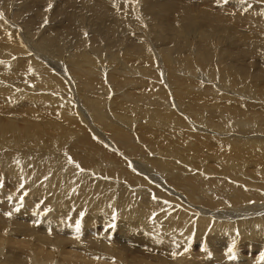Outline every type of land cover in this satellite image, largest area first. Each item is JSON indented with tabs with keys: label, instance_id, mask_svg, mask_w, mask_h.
Here are the masks:
<instances>
[{
	"label": "bare ground",
	"instance_id": "1",
	"mask_svg": "<svg viewBox=\"0 0 264 264\" xmlns=\"http://www.w3.org/2000/svg\"><path fill=\"white\" fill-rule=\"evenodd\" d=\"M113 1H115L113 4L117 5H110L109 9L114 14H117L114 15L112 13L113 16H117L118 18L116 19L118 24L115 23V27H117L116 25L119 26V22L123 26L126 21L129 25L132 26L133 24L135 26L138 20L142 22L145 19H148V23L153 26H171L175 23L174 16L176 12H178L180 22L186 23L192 27V29L200 27L207 30L203 33V37L210 42V46L203 54L199 53V41L195 43L194 46H189L187 48L180 47L178 49H171L165 47L160 50L161 52L163 51L162 53L164 56H160L163 58V62L159 60L158 65L153 58L156 53L150 50L151 55H147L144 48H138L135 52H130L125 49L124 53L128 57H124L125 60H123L121 64L114 63L115 67L108 70L109 73H106L108 75L101 73L98 65H95L93 61L83 65L82 63L86 59V54L85 51L79 47L80 54L76 55L75 60L82 65L73 67L70 70L72 73L70 76H78L82 78L85 83H77V86L73 79H69L67 74L57 72L59 67L57 63L60 62L58 60H61L63 65L69 63L68 58L61 57L62 49H60L55 53L56 56L58 55L57 58L53 56L56 59V65L53 64L54 66H51L52 68L49 64L54 58L50 59L49 57H44V54H39L44 59L41 68H29L28 70L30 73L24 72L20 80L17 81L19 87L32 86L34 83L39 82L41 88L44 89L47 84L45 81H41V76L51 72L52 75L47 78V83L65 86L63 85V82H65L68 84L65 88L74 89L76 87L79 90V88L83 87L85 88L84 93L82 90V93H80V90L78 93H67L62 91V94L57 96H43L37 92L18 90L12 86V80L18 77L23 67L8 70L5 80L3 79L2 72H0V96L16 95L19 97V101L28 102L26 104L28 105L27 108H24V106L19 107L20 112L26 113H21L26 118L43 119L51 122L52 119H46L48 116L46 117L45 114L49 113L51 116L54 115L57 109L65 103L87 127L95 131L94 138L103 142L97 143L90 140L85 134L80 135L81 138L78 148L86 150L88 154L81 157L83 165H77V167H8L0 162V167H5L12 177V182L9 187L6 183H3V186L2 183L0 184V189H5L0 193V245L5 246L3 247L5 248L4 256H2L5 260L0 256V258H2L0 264H13V262H17L16 260L18 259H21L20 262L26 260L25 264H29L30 260L28 257L30 255L44 264L55 262L59 264L60 258L62 260L61 263L64 264H101L104 262V264H178L177 260H180L181 264H224L221 261L224 255H219L215 253V251L209 252L208 250H204V247L200 248V241L203 240V237L200 239L197 237L194 238L191 246H189L191 248L186 246L180 249H171L163 244L160 236L161 234L166 237V234L169 233L168 236L173 238L172 234L180 235L182 233H187L188 230L186 229L189 227L200 232V234L202 233V235H207L216 230L234 231L233 233L238 237V243L236 249L232 253L225 254L226 257H228V262H226V264H251L250 260H253L250 256L245 255V253L251 252L252 249L255 250L257 243L263 244L264 248V216H258L259 214L253 211L249 216L244 214L248 219L245 218V220L242 221H220L218 220L219 218H228L241 214L233 211L220 212L221 210L213 208L215 205H226L230 207L232 204H238V202L242 203L248 201L247 203H249L251 202L250 198H248L249 195L241 194L240 192L232 193L228 186L220 180L218 183L219 187L217 186L219 190L214 191L219 197L217 199L212 198L210 201L213 203L209 200L205 202L204 199L198 202L205 196V191L208 192L214 187L213 181L206 183L204 180L207 171L201 172L200 169L199 171H190L187 173L184 171L186 175L183 172L181 176L179 175L176 177V179H179V182H177V180L175 181L176 185L169 171L172 174L174 169L176 167H182V164L198 170L199 167H208V160L210 165L212 163H217L220 165V168L235 167L234 170L236 173H238L245 164L246 166H250L251 164L250 167H260L261 169L259 168V170L261 171L264 169V140H260L256 133L259 128L260 131L264 133V72L262 71L264 69L260 68L262 69V72H260L250 67H242L240 64L238 65V62L236 64L235 59L238 60L236 53L242 54L243 51H241V49H238L240 52H232L229 49L224 51L222 50V46H220V40L224 41V44L229 47L234 44L237 45L236 38L238 36L241 38L238 43H242V38L245 37L247 33H251L255 30L256 35L248 39L250 42V49L255 51L257 48L264 47V33L262 35L260 29H256L258 26L257 20L260 21V25L264 29V5L261 6L262 10L258 11L255 15V19L257 20H253L252 16L238 10L237 7H239V5H234L235 7L233 6V8L231 5H223L226 7L227 11H230L225 14L224 11L223 13L214 11L211 7L212 5H159L158 0ZM100 2L103 1L100 0ZM106 2L108 3L109 0ZM132 2H140L141 5H132ZM93 3L94 5H85L89 7V12L86 11L83 14L87 12L89 14L91 10L97 9L96 6H104L96 5L95 2ZM254 5H243V7L246 11H250L251 8L256 6ZM224 7L222 9H224ZM3 15L5 19L16 26V30L22 32L21 25L16 22L14 18H11L8 14ZM94 15H97L98 19L106 17L104 14H102L104 17L98 16V13ZM122 16L126 18L125 22ZM71 17V20H78L77 17L74 18V13ZM84 18H79L80 24ZM3 20H0V29L5 30V34L8 32L11 35L8 41L17 40L19 42L18 44L7 42V49L9 47L11 50H7L6 55H8L10 59L18 57L22 63L27 64L28 59L33 58V55L36 53L33 47L37 48L38 45V47L43 46L44 48H49V39H54L58 43L62 42L59 37H49L51 31H43L39 36L37 44L33 43L32 41L35 40L30 37L32 40H26L28 45L25 41H19V33L15 32V30ZM88 20L89 22L91 21L90 19ZM228 20H234V22L237 23L236 28L235 25L230 24ZM105 21H108L107 17ZM109 24L108 26L107 23L105 24L107 29L112 25ZM102 25L98 26V28H102ZM122 26H120V30ZM131 26L128 29L123 26L126 30L122 31L127 34L131 31L134 32ZM115 27L111 26L109 29L112 28L114 30L119 28ZM104 28L103 30L106 29ZM232 31L238 32V34L236 33L238 35L236 38L234 32L231 33ZM112 32L114 33L115 31ZM163 32L162 29H159L154 33H157L156 36L161 39L164 36ZM108 33L111 32L108 31ZM118 33H120V31ZM118 33L116 35H118ZM141 33L146 34L145 31H141ZM239 33L241 34L239 35ZM233 34L235 36H232ZM189 35L192 36L191 39L195 40L197 38V36H195L196 30L190 32ZM242 35L245 36L241 37ZM170 36H173V34H170L168 37ZM200 38L201 34L199 35V40ZM179 42L180 41H177L178 44ZM143 43L137 42L135 46H142ZM26 45H28L27 47H31H29L32 50L30 55L23 50ZM77 45L81 46L79 44ZM174 50L178 51L172 54ZM244 51L251 55H249L251 57L250 60L247 59L246 56L247 61L245 57L244 60L254 64L255 57L259 54L253 51ZM228 52L229 55L227 56ZM2 53H4V51H2ZM22 54H28L29 57H24ZM197 54H206V56L200 57ZM219 54H223L224 57L220 59V56H218ZM243 54L248 55L245 53ZM262 54L263 55L258 57H264V49L262 50ZM186 57H188V59L183 61ZM64 59H67V62L64 61ZM145 59H151L149 66L157 69L158 73L162 64L166 69L165 78L167 80L165 79V85H161L163 87L162 91L165 89L163 92L157 93L158 90H154V88L143 91L140 85L138 87H136V85L135 88H132V90L135 91V93H133L130 86H128L129 82L133 81L131 79L136 73L137 75L134 80H143L138 77V74L149 77L147 79L153 77L145 73L144 70H146V68L144 69L141 66V64L145 62ZM115 60L114 58L113 60H106V64L107 62L108 64L110 62L113 63ZM197 62H201L199 65L200 68H202L201 71L203 74L200 73L201 75L196 74L198 72L196 67H192L191 72L189 71L190 63L197 64ZM45 63H47V65ZM229 63H233L234 65H230ZM108 64L105 66L104 64L100 65L101 68L104 69V67H107L108 69ZM183 68H186V71L183 70ZM181 69L182 72L185 71L182 74L180 73ZM114 70H116L117 73H122L123 78L127 80L124 86L118 87L120 91L116 90L109 77ZM151 72H153V70H151ZM194 75H197L195 78L199 77V79L194 78V80L190 77ZM89 77L102 78L103 85H96L94 82L88 80ZM157 77L162 78V76L159 75ZM204 79L211 80L212 84L209 86L207 81L204 82L205 84L201 83V80ZM137 83L138 81H135V84ZM161 83H163V81H161ZM71 84H73V87ZM79 84L82 87H79ZM149 85L151 84L149 83ZM151 86L159 88L158 84ZM168 86L171 88L168 89ZM59 90H62V88L59 87ZM148 97L151 98L149 103ZM45 98H54L63 103L56 102V100H51V103L46 101L33 103L34 101ZM179 99L182 101L176 103ZM202 100L204 106L209 109H212V102L216 103L220 109L215 106V113L213 111L211 115L194 112V108L191 104L195 101ZM262 101L263 104H260ZM183 103H185L187 111L184 110L179 113L176 110V105ZM143 104H149V106L160 105L161 108L153 107V109H149L150 111L148 112L142 107ZM0 105L7 108L12 107V104L5 100H0ZM146 107L147 105L145 108ZM38 108L39 112H37ZM102 109L106 116L114 122L112 124L126 123L127 126V124H134L135 122L145 120V125L141 128V131L136 134L124 133V131L114 129V127H110V125H108V131H105V125L107 123ZM138 109L143 112V115H141ZM152 114H155L157 118H150L149 116H152ZM181 114H183V116ZM196 116L205 119L203 121L197 120L198 122H196L193 120ZM50 118H53V116ZM82 118L84 119L82 120ZM15 125L16 123L12 118L4 120L0 116V127H13ZM176 125L183 126L180 132L177 131ZM20 127L19 124L18 127L14 129H19ZM164 128L172 129V132L179 137L176 139L171 138L172 134L170 129L166 130ZM204 130L211 132L213 136L214 134H218L219 136L222 135L225 137H212L211 134L207 136L203 132ZM72 132L74 131L72 130ZM104 132L105 135L103 134ZM25 134L34 140L37 139L36 125H29ZM112 138L118 140L116 141L117 145H112ZM143 140L147 142L145 148L140 147ZM258 144H260V148H257L259 146ZM88 146L90 149L87 148ZM110 147L117 149V151H113ZM0 148L3 150L2 147ZM246 153L248 155L247 157L245 156L247 159L245 163L243 160L246 159L242 158ZM135 156H138L140 162L143 163L138 164ZM234 157L235 159L236 157H240L242 163L241 161L235 162ZM97 159L101 162L110 163L113 167H96ZM222 162H229V164L226 165ZM78 167H86L88 169H83L84 171H82V169ZM130 168L132 170H130ZM150 172H152V175H156L158 172L161 175H165V177L167 175L165 180L168 181L165 182L171 189L172 187L170 185L172 182L175 187H181V185H183L181 188H185L184 186L188 185L189 187L190 185V190H188L191 191V193H188L190 201L183 203L184 199L172 198V196L170 197L171 193L167 198L165 195L167 190H162L166 188V183H156L154 176H152ZM175 173L177 172L175 171ZM215 174L218 175L219 178L223 176L222 173L220 174V171ZM260 175L262 176L263 182V172H261ZM249 176H253L252 173ZM253 177L255 178V176ZM219 178H217L216 181ZM122 179L125 181L123 185H121L120 182ZM136 179L140 181L143 180L144 182H150L151 180L156 186H152V183L151 186L149 185V192H143L138 196L136 192L141 190V187L137 185ZM21 184L24 185L23 188L20 187ZM140 184L144 183L140 182ZM158 184L159 186H157ZM143 186H146V184ZM107 188H111V190L108 191ZM118 190L124 191L125 200L130 203V208L120 205L121 210L117 209L120 203L119 196L115 191ZM143 190L145 191L146 189ZM172 190L176 194L180 192L178 189L173 188ZM25 193L27 194L25 195ZM186 194L181 192L179 196H185ZM195 196L197 198H195ZM21 197H23L22 200ZM6 199L9 200L10 204H5ZM205 203L208 204V207H210L209 204H211L210 210L205 208ZM247 207L239 208L238 211L248 212L254 210V206L251 204ZM17 208H19V211H16ZM8 212L12 213L10 217L5 215V213ZM202 214H210L211 216H200ZM179 218H182L181 220L183 221L180 224L178 223L180 221ZM209 225L212 227L205 233L204 230ZM148 233L158 237L159 247L164 249L162 255L153 252L157 250L155 248H159L156 244L157 240L154 244L151 243L150 245H146L145 248L143 247V245L149 243ZM215 234L212 236H216ZM253 242L256 244H253ZM6 246H11L10 248H17L21 251L22 249H26L30 255L22 254L18 259H8L13 256L7 252L8 249L6 250ZM66 246H68L69 249L71 248V250L66 249ZM140 246L143 248H140ZM203 246H205L204 243ZM199 250H204V252H198ZM58 252H65V255L67 253V259L59 257ZM261 252L264 253V251ZM198 253L202 255L201 258ZM52 257L54 261H51ZM215 257L220 259V261L216 262ZM201 261H203V263ZM32 262L34 261L32 260ZM262 262H264V260H262Z\"/></svg>",
	"mask_w": 264,
	"mask_h": 264
},
{
	"label": "rangeland",
	"instance_id": "2",
	"mask_svg": "<svg viewBox=\"0 0 264 264\" xmlns=\"http://www.w3.org/2000/svg\"><path fill=\"white\" fill-rule=\"evenodd\" d=\"M101 1H103V2H100V0H90V1H88V0H8V1L0 0V20L4 19L3 21L7 25L11 26L15 30V32L19 33L18 34L19 41H25L26 42V40L30 41L33 39L35 41H32V42L37 44L38 40H39V36L42 34L43 31H47V32L51 31V34L49 35V37H59L62 41L61 43H58L54 39H49L48 46H49L50 50H49V48H44L43 46L38 47V45H37V48L33 47L36 53L33 55V58L28 59L27 64H24V63H22V61L18 57L15 59H10L8 57V55H6L7 50H11L9 47L7 49V46H8L7 42L17 43V44L19 42L17 40L8 41V39H10L11 35L8 32L5 34V30L0 29V72H2V76L4 77L3 79L5 80L7 78L8 70H13L16 68L23 67L21 69V71L19 72L18 77H16V79L12 80V86L18 90L37 92L43 96H45V95L57 96L59 94H62V91H65L67 93H72V92L78 93L80 90V93H82V91L84 93L85 88L80 86V84L85 83L83 81V79L78 77V76H74V75H73V77L70 76V74H72L70 70L75 66H79L82 64L84 65L87 62L89 63V62L93 61V62H95V65L96 64L98 65L99 70H101L100 71L101 73H103L104 75H108L106 73H109L108 70L115 67L114 63L121 64L122 61L125 60L124 57H128L124 53L125 49L130 51V52H135L138 48H144L146 50L147 55H151L150 51H152V52L156 53V55H154L153 58H154L155 63H157V65H158L159 60H160V62H163V58H161V57H163L164 55L162 53L163 51L161 52L160 50H162L165 47L171 48V49H178L180 47L187 48L189 46H194L195 43H197L199 41L198 42L199 53L203 54L206 50H208V47L210 46V42L206 38L203 37V33L206 32L207 30L205 28H200V27H197L196 29H192V27H190L186 23L180 22L179 17H178V12H176V14L174 16L175 23L172 24L171 26H165V25L153 26L152 24L148 23V19H145L142 22L138 20L135 26L133 24L131 26L126 21V18L124 16H122L123 21L124 22L126 21V23L123 22L124 23L123 26H125L127 29L131 26V28H133L132 30L134 31V32L131 31L127 34L126 32L122 31V30H126V29L122 26V24H120V22H119V26L116 25L119 28L115 27V23L118 24V22H116V19H118V18H117V16L116 17L113 16L114 13L109 9L110 5H117V4H113V2H115V1L109 0L108 3L106 2L107 0H101ZM227 1H228L227 4H226L225 0H205V1L204 0H158V3H159V5H168V4L172 5L173 4L176 6H180L182 4L183 5H190V4L191 5H212L211 7L214 11L222 12V13L224 11L225 14H227V12H230V11L229 10L227 11L226 7H224L223 5H231L232 8L234 5H239V7H237L238 10L242 11V13H246V14L252 16L253 20H257V19H255V15L258 11L262 10L261 6L264 5V0H238V1L237 0H227ZM93 2H95L96 5H104V6H102L103 8L100 6H98V7L96 6L97 9L91 10V12L88 14L89 7H86L85 5H94ZM235 2H237V3H235ZM131 4L132 5H141L140 2H132ZM49 5H51V8H49ZM218 5L219 6L222 5L224 7V9H222L223 8L222 6L219 7ZM243 5L244 6L245 5H254L255 7L251 8L250 11H246L244 9ZM106 8H107V10H106ZM207 9H208V7H207ZM86 11H88V12L86 14H83ZM73 13L75 14L74 18L77 17L78 20H73V19L71 20L70 19V18H72L71 16L73 15ZM96 13H98V16H103L102 14H104L107 17L108 21H105L106 17L98 19L97 15L96 16L94 15ZM3 14H8L11 18H14V20L21 25L22 32L20 30H16V28H15L16 26L14 24H12L11 22H9L7 19H5ZM92 17L95 20H93ZM79 18H84V20H82V23H81L82 25L79 23V21H80ZM88 19H90L91 21L89 22ZM45 21H47V22L45 23ZM94 21H96V22H94ZM97 21H99V22H97ZM100 21L103 25L100 23ZM228 21L230 24L235 25V28H236L237 23H235L234 20H228ZM257 22H258V26L256 29H260V32L263 35L264 29L261 27L260 21L257 20ZM106 23H107V26L110 23V24H112L111 25L112 27L114 26L117 29H114V30L112 28L109 29L111 26H109V28L107 29L106 28L107 26L105 25ZM100 25H102L103 27L98 28V26H100ZM120 26H122L121 30H120V28H121ZM103 28L106 31L103 30ZM159 29H162L164 31L163 32L164 36L161 39L156 36L157 33L156 34L154 33V32H157ZM193 30H196L195 36H197V38L195 40L191 39L192 36L189 35V33L192 32ZM108 31L111 33H108ZM112 31H115V32L113 33ZM119 31H120V33H118ZM141 31H145L146 34H144V33L142 34ZM233 32L236 36L234 34L232 36H235V38H236L238 36L237 35L238 32L232 31L231 33H233ZM117 33H118V35H116ZM136 34H138V35H136ZM170 34H173V36L168 37ZM200 34H201V38L199 40ZM240 34L241 33H239V35ZM253 35H256L255 30H253L251 33H247L246 36L242 35L241 37L245 36L242 38V43H238V42H240V39H241L238 36L236 38L237 39V45L234 44L231 47L225 45L224 44L225 42L220 40V46H222V50H224V51L229 49L232 52H235V51L240 52L239 50L241 49V51H243V53L248 54V55H244L242 53L243 54V56H242L241 53H239V54L236 53L238 60L235 59L236 60L235 63L237 64V62H238V65L240 64V66H242V67L246 66V68L250 67L251 69H253L255 71L257 69V71H260V72L263 71L264 72V70H262V69H264V57H260V58L258 57L260 55H263L262 50L264 49V47L257 48L255 51L251 50L249 47L250 42L248 39L251 38ZM127 40L129 41V43ZM78 41H81V42H78ZM177 41H180L179 44L177 43ZM137 42H139V43L144 42V43L142 46L138 47V46H135ZM82 43H84V44L81 45ZM77 44H79L81 46H78ZM28 45H26V47H24L23 50L26 51L30 55L32 53V50L30 49L31 48L30 46H29L30 48L27 47ZM21 47L23 48L22 45H21ZM79 47H80V49L85 51V54H86V59L84 60V62L82 64H79V62H77L75 60L76 55L80 54L79 53ZM60 49H62L61 57L68 58L69 63L67 65H63V62L61 60H58L60 62L57 63V65L59 66L57 69V72H61L62 74H67L69 79L70 78L73 79L76 86H77V83H80L79 87H82L83 89L79 88V90H78V88H76V87L74 89H72V88L67 89V88H65V86L68 84L65 82H63V85H65V86H58L54 83H47L46 80L50 75H52L51 72L46 73V74L41 76V81H45L47 84L46 88H44V89L41 88V85L39 82H36V83H34V85L27 86V87H19L17 85V81L20 80V77L23 75L24 72L30 73V71L28 70L29 68H36V69L41 68V66L44 63V59L39 54H42V55L44 54L43 55L44 57H47V58L49 57L50 59H52V58H54L53 56H56L55 53H57L58 50H60ZM151 49H153L154 51ZM244 50L253 51V52H256L257 54H259V55H256L255 60H254L255 61L254 64H252V62H250V61H249L250 63L246 62L247 61L246 57H247V59L250 60L251 55ZM2 51H4V53H2ZM175 51H178V50L172 51V54ZM28 54H22V55H24V57H29ZM206 54H204V55L197 54V55L200 57H205ZM228 55H229V52L227 53V56ZM57 56H56V58H57ZM190 56H188V57H190ZM218 56H220V59H222V57H224L223 54L222 55L219 54ZM188 57L184 58L183 61H185V59H188ZM244 57H245L246 61L244 60ZM63 58H62V60H63ZM113 58L116 59L115 62H113V63L110 62L109 64L107 62V64L109 65L108 69H107V67H104L105 65H107L106 60L107 61L113 60ZM166 59H168V58H166ZM66 60L67 59H64V61H66ZM94 60H96V61H94ZM55 61H56V59L54 58L53 60L50 61V64L48 63L50 65V67L56 65ZM150 63H151V59L150 60L145 59V62L143 64H141V66L144 69L146 68V70H144L145 73H148V75H152L153 76L152 78H154V79H152V78L147 79L149 77L138 74V77L143 79V80H138V79L134 80L135 76L137 75V73H136L135 75H133V77L131 79L133 81L129 82V85H128V86H130L131 90H132V88H135L136 85H137L136 87H138L140 85L141 88L143 89V91H145L147 89H151V88H154V90H158L157 93H160L162 91L163 87L161 85L162 84L165 85L164 82L167 80L165 78L166 69L163 67V64L162 65L160 64L161 66L159 68V70H160L159 73L160 72L161 73L159 74L157 69H155L152 66H149ZM45 64L47 65V63H45ZM100 64H104V66H103L104 69L101 68ZM200 64H201V62H197V64L190 63V65H189L190 70L189 71L191 72L192 67H196L198 69V72L196 74L201 75L200 73H202V71H201L202 68H200V66H199ZM229 64L234 65L233 63H229ZM260 68H262V69H260ZM185 69L186 68H183V70H185ZM151 70H153V72H151ZM185 71L182 72V69H181L180 73L182 74ZM190 72H189V74H190ZM155 73H157V74H155ZM158 75L162 76V78L157 77ZM197 75L190 76V77L194 79L195 76L197 77ZM109 77L111 78V80H112L117 91H120L118 89V87H122L127 83V80L123 78V74L117 73L116 70H114L110 74ZM195 79H199V77L195 78ZM208 79H210V78H208ZM88 80L91 82H94L96 85H99V86L103 85V79L100 77H93V78L89 77ZM135 81H138V83L135 84ZM161 81H163V83H161ZM205 81H207V83H209V86L212 84L211 80L209 81L206 79L201 80V83L205 84L204 83ZM131 83H132V87H131ZM149 83L151 85L158 84L159 88L152 87L151 85H149ZM71 85L73 87V84H71ZM148 85H149V87H148ZM59 87H61L62 90H59ZM170 88L171 87L168 86V89H170ZM221 91H223V90H221ZM133 93H135V91H133ZM83 96H86V95H83ZM0 97H1L0 100H5L8 103L12 104V107H9V108L0 105V116L4 120L12 118V120L16 123V125L13 127H5V126L0 127V147L3 148V150L0 148V162H2L3 164H5L8 167H29V166H31V167H66V168L67 167H77V165H83L81 157L88 154V152L86 150L78 148L80 138H81L80 135L85 134L89 137L90 140L97 142V143H103V142H100V140H96V138H94L95 131L92 130L91 128L87 127V125H85L75 115V113L72 111V109L67 104H65V103H63L57 99L45 98V99L37 100V101L33 102V103H37V102L46 101V102L51 103V100H56V102L63 103V105H61L60 108L57 109L56 113L54 115H52L53 118H50V117H52L51 114H49V113L45 114L46 117L48 116L46 119H52L51 122H48V121L43 120V119L26 118L24 115H22V114H26V113L20 112L19 107L24 106V108H27L28 105H26V104L28 102L19 101L18 96H16V95H13V96L1 95ZM150 101H151V98H149L148 103ZM179 101H182V100L179 99L176 103H178ZM195 102H193L191 104V106H193V108H194V110H193L194 112L203 113L206 115H211L215 109V106L218 109H220L219 106L213 102L211 103L212 109H209L208 107L204 106L203 100L202 101H195ZM260 104H263V101ZM146 105H147V107L145 108ZM142 107L148 112L150 111L149 109H153V107H160L161 108L160 105L149 106V104H145V105L143 104ZM176 110L179 113L181 111L186 110L185 103L180 104V105L177 104ZM139 111H140L141 115H143V112L141 110H139ZM37 112H39V108L37 109ZM6 113H8V114H6ZM214 113H215V111H214ZM103 115H104V118L106 119V123H107L105 125V129H104L105 131H108V125H110V127H114V129H120V131H124V133L136 134V133L140 132L141 128L145 125V120H142L140 122H135L134 124H127V126H126V123L112 124L114 122H112L106 116L104 110H103ZM181 115L183 116V114H181ZM149 117L150 118H154V117L157 118V116L155 114H152V116L150 115ZM84 118H86V117H84ZM84 118H82V120ZM204 119L205 118H201L200 116H196L193 118V120L196 122H198L197 120L203 121ZM232 123H233V121H232ZM19 124L21 127L19 129H14V128H17ZM29 125H36L37 139H35V140L28 137L25 134ZM175 127L177 128V131L180 132V129H182L183 126L182 125L181 126L176 125ZM126 129H128V130H126ZM164 129L169 130L170 128L169 129L164 128ZM72 130L74 132H72ZM84 131H86V132H84ZM172 131L173 130L170 129V132L172 134L171 138L176 139L177 137H179L178 135H175L174 132H172ZM203 132L207 136H209L211 134L212 137H215V136L218 138L220 136H221L220 138L225 137L222 135L219 136L218 134H214V136H213V134L211 132H208L207 130H204ZM203 132H201V133H203ZM50 133H52V134H50ZM116 133H118V132H116ZM256 133L258 134V138L260 140H264V133L260 131V128H259L258 132H256ZM103 134L105 135V132ZM90 137H92V138H90ZM114 139L115 138L111 139L113 141L112 145H115V144L117 145L116 141H118V140H116V139L114 140ZM260 144H258L259 146L257 148H260ZM146 145H147V142L146 141L144 142V140H143V142L140 144V147L145 148ZM247 145H248V143H247ZM87 148L90 149L89 146ZM110 149H112L113 151H117V149H114L113 147H110ZM247 155L248 154L246 153L242 159H246ZM129 156H130V154H129ZM239 158L240 157H236V159H235V157H234L235 162L241 161V163H242V159L241 158L239 159ZM135 159H136V162H138V164L143 163V162H140V160H139L140 158L138 156H135ZM96 161H97V164L95 165L96 167H113L110 163L101 162L98 159ZM243 161H245V163H246L247 159L243 160ZM207 163H208V167H205V166L199 167L198 170H195L191 166H187V165L182 164V167H179V168L176 167L174 169V171L172 172V174L170 171H169V173H170L171 178L173 176L172 179H173V182L175 184L176 180H177V182H179V179L178 178L176 179V177H178L179 175L181 176V174H183L184 171H186V173L190 172V171H199V169L201 170V172L207 171V175H205L204 173H201V174L205 175L204 177H206V178H204V180L206 183L213 181L214 187H212L213 189L209 190L208 192L205 191L204 193H205L206 197L203 196V198L200 199V201H198V202H201L203 199L205 200V202H207L206 200L210 201L212 198L217 199L219 196H217L216 193H214V191L219 190L218 189V187H219L218 183L220 182V180L228 186L229 190L232 193H239L240 192L241 194L249 195L248 198H250V200H251V202H249V203H247L248 201H245L242 203L238 202V204H232V206H230V207H227L226 205H215V206H213V208H215L216 210H221L220 212L233 211V212H236V213L238 212L239 214H241L238 216H232V217H228V218H219L218 220H220V221H227V220H232V221H239L240 220V221H242V220H245V218L248 219V217L244 216V214L249 216L251 214V212H253V211H256L259 214L258 216H264V181L262 182V176L260 175L261 172H263V174H264V169L261 171V170H259L260 167L259 168L258 167H250L251 164H250V166L249 165L246 166V164H245V166H242L240 171L238 173H236V171L234 170L235 167H221L220 168V165L217 163H216L217 165L215 163H212L210 165L209 160ZM222 163L226 164V165L229 164V162H222ZM247 164H249V163H247ZM218 166H219V170H218ZM78 168L82 169V171H84L83 169H88L86 167H82V168L78 167ZM130 170H132V169L130 168ZM175 171L177 173H175ZM218 171H220V174L221 173L223 174V176H221L220 178L218 177V175L215 174ZM85 172H87V171H85ZM161 172H163V171H161ZM164 173H166V172H164ZM251 173L253 176H255V178L253 176H251L252 178L249 176V175H251ZM150 174L152 175V172H150ZM184 174H185V172H184ZM246 175L249 176L250 179ZM257 175H259V176H257ZM152 176H154V180L156 181V183L168 181V180H165L167 175L165 177V175H161L159 172L156 175H152ZM256 176H257V179H256ZM93 178H94V176H93ZM208 178H209V180H208ZM217 178H219L218 179L219 181L218 180L216 181ZM252 179H254V180H252ZM256 180H258V181H256ZM11 182H12V177L8 173L7 169L5 167H0V184L2 183V186H3V183H6V184H8V187H9ZM120 182H121V185H123L125 183V181H123V179ZM136 182H137V185H139L141 187V190H142V191L139 190L136 192V194L138 196H140L143 192H149L150 186L152 183H153L152 186L155 185L154 182L151 180H150V182H146V181L144 182L143 180L140 181L139 179L138 180L136 179ZM140 182H142L144 184H140ZM173 182L170 185L172 187V189L173 188L178 189L180 191L179 194L181 192H184V194H186V193L187 194L185 196L182 195L183 197L179 196V194L174 193L173 190L171 188H169V185H167V183L165 182L166 188H163L162 190H164V189L167 190L166 194H165L167 196V198L169 197V194L171 193L170 197L172 196V198H177V199L179 198L181 200L184 199L183 203L189 202L190 199L188 198V193L189 192L191 193V191H188V190H190V185H189V187H188V185L184 186L185 188H181V187H183V185H181V187H175L176 184L174 185ZM145 184H146V186H143ZM157 186H159V184ZM232 188H233V190H232ZM107 189H108V191L111 190V188H107ZM143 189H146V190L144 191ZM4 190L0 189V193ZM111 192H113V191H111ZM115 192H117V194L119 196V203H120L118 205L117 209L121 210L120 205L130 208L131 207L130 203L126 202V200H125L124 191L118 190ZM196 196H195V198H197ZM5 201H6L5 204H10L9 200L6 199ZM210 202L213 203L212 201H210ZM205 204H206L205 208L210 210L211 204H209L210 207H208L207 203H205ZM250 204L252 206H254V210H250L248 212L242 211L243 213L241 211H238L239 208H243V207L246 208ZM201 205H202V203H201ZM200 208L204 209L203 207H200ZM159 212H161V211H159ZM200 216H211V215L210 214H208V215L202 214ZM254 217H256V216H254ZM181 219L182 218H179V220H180L178 222L179 224L181 222H183ZM181 225H183V224H181ZM170 226H172V225H170ZM210 227H212V226L209 225L204 230V232L206 233V231H209ZM186 230H188L187 233H182L180 235L179 234H176V235L172 234L173 238L168 236L169 233L166 234V237L163 236L162 234L161 235L159 234V235L161 236V240H162L163 244L168 246V248H171V249L172 248L180 249V248H183L186 246L189 247V246H191V243H192L194 238L197 237L200 239L203 237V240L200 241V245H199L200 248L204 247V250H208L209 252L215 251V253H217L219 255H221V254H222V256L224 255V258L221 259V261L224 264H226V262H228V260H227L228 257H226V255H225V254H229L227 251L228 248L232 247L233 251H234L237 247L238 237L235 236V233H233L234 231H232V230H227V231L216 230V231H213L211 233H208L207 235H202V233L200 234V232L195 231L192 227H189ZM214 234L217 237L212 236ZM222 237H224V238H222ZM148 238H149V243L143 245L144 248L146 245H150L151 243L154 244L156 242V240L158 239V237L150 235V234H149ZM178 243H180V244H178ZM203 243L205 244V246H203ZM156 244L158 245V247L160 246L158 240H157ZM253 244H256V243L253 242ZM256 245H257V247L255 250L252 249L251 252L245 253V255L251 257V259L253 260V261L250 260L251 264H264V262H262V260H261V255L264 254L261 252V251H264L263 244L257 243ZM3 247H5V246L0 245V256L1 257L4 256V252H5L4 251L5 248H3ZM10 247L11 246H6V250L8 249L7 252L12 254L11 256H13V257H10L8 259H11V258L13 260L18 259V257L22 256V254L23 255H30V253L26 249L25 250L22 249V251H21L20 249L18 250L17 248L14 249V248H10ZM143 247L140 246V248H143ZM65 248L68 250H71V248L69 249L68 246H66ZM159 248H161V247H159ZM159 248H155V249H157L156 250L157 252L156 251H153V252L157 253L158 255H162V253L164 252V249L163 248L159 249ZM189 248H191V247H189ZM146 249L150 250L148 248H146ZM204 250H199L198 252H202V251L204 252ZM26 253H28V254H26ZM62 253L58 252V256L62 257L64 259H67L68 254L66 253V255H65V252H62ZM198 254H199V257L201 258L202 255L200 253H198ZM18 255H20V256H18ZM2 258H0V263H1ZM28 259L30 260V261L28 260L29 264H31V263L32 264H34V263L44 264L43 262H40V261L34 259V256H31V255L28 257ZM51 259H52L51 261H54L53 257ZM215 259H216V262L220 261V259H218L217 257H215ZM18 260H19V262H18ZM18 260H16L17 262H13V264H17V263L18 264H25L26 263V260L23 262H20L21 259H18ZM32 260L34 262H32ZM59 260H60L59 264H64V263H61V261H62L61 258ZM201 262L203 263V261H201ZM206 262H208V261H206ZM57 263L58 262L51 263V264H57ZM104 263H101V264H104ZM177 263L181 264L180 260H177ZM241 263H243V262H241ZM232 264H234V263H232Z\"/></svg>",
	"mask_w": 264,
	"mask_h": 264
},
{
	"label": "snow or ice",
	"instance_id": "3",
	"mask_svg": "<svg viewBox=\"0 0 264 264\" xmlns=\"http://www.w3.org/2000/svg\"><path fill=\"white\" fill-rule=\"evenodd\" d=\"M225 2H227V0H225ZM49 8H51V5H49ZM46 22H47V21H45V23H46ZM20 187L23 188L24 185L21 184ZM26 194H27V193H25V195H26ZM22 199H23V197H21V200H22ZM16 211H19V208H17ZM5 215L10 217V216L12 215V213H11V212H8V213H5ZM227 251H228V253H232V252H233V248H232V247H229ZM229 258H233V257H229ZM261 260H264V254L261 255Z\"/></svg>",
	"mask_w": 264,
	"mask_h": 264
}]
</instances>
